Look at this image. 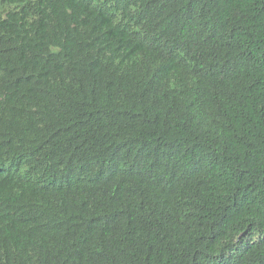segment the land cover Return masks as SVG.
<instances>
[{
	"label": "trees",
	"instance_id": "16d2710c",
	"mask_svg": "<svg viewBox=\"0 0 264 264\" xmlns=\"http://www.w3.org/2000/svg\"><path fill=\"white\" fill-rule=\"evenodd\" d=\"M0 264H264V0H0Z\"/></svg>",
	"mask_w": 264,
	"mask_h": 264
}]
</instances>
